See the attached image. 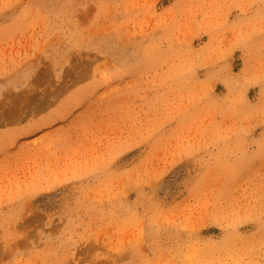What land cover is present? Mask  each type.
Segmentation results:
<instances>
[{"label":"rangeland","instance_id":"374dc122","mask_svg":"<svg viewBox=\"0 0 264 264\" xmlns=\"http://www.w3.org/2000/svg\"><path fill=\"white\" fill-rule=\"evenodd\" d=\"M0 264H264V0H0Z\"/></svg>","mask_w":264,"mask_h":264}]
</instances>
